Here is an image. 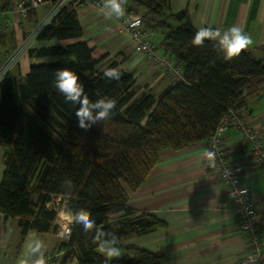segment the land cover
Listing matches in <instances>:
<instances>
[{"label": "trees", "instance_id": "obj_1", "mask_svg": "<svg viewBox=\"0 0 264 264\" xmlns=\"http://www.w3.org/2000/svg\"><path fill=\"white\" fill-rule=\"evenodd\" d=\"M72 1L38 32L39 40L60 43L30 48V57L56 58L33 63L24 77L9 72L0 81V147L5 171L0 183V212L16 217L22 238L30 231H57V211L46 204L63 195L73 216L69 240L55 264H160V251L126 248L122 241L163 228L153 214L135 215L130 193L146 180L167 150L181 151L207 141L231 109L244 108L264 84V60L250 50L226 59L215 41L192 45L197 29L172 12L171 0H125L127 10L144 7V23L166 28L161 48L183 67L185 80L173 81L161 94L139 96L133 73L120 62L94 59L92 46L81 39L84 28ZM2 6L0 4V11ZM170 20L177 22L172 25ZM77 73L90 101H115L111 117L78 127L79 105L65 102L55 88L56 72ZM106 69L119 79L104 76ZM71 181V187L65 181ZM38 199L34 200V196ZM86 211L95 227L84 232L75 216ZM116 239L119 250L132 255L113 261L98 251Z\"/></svg>", "mask_w": 264, "mask_h": 264}, {"label": "crops", "instance_id": "obj_2", "mask_svg": "<svg viewBox=\"0 0 264 264\" xmlns=\"http://www.w3.org/2000/svg\"><path fill=\"white\" fill-rule=\"evenodd\" d=\"M19 2L0 0V67L10 62L9 74L12 77H24L33 63L50 59L30 57V48L60 43L56 39L37 38L40 24L53 8V0H43L39 6L29 7L25 17L19 12ZM171 2L172 12H183V21L197 30L207 27L223 33L239 26L252 39L247 50L252 51L257 59L264 60V0ZM134 9L135 12L146 13L144 7ZM77 12L84 28L81 39L92 46L94 59L104 58L103 63L119 61L121 68L133 73L137 96L145 92L158 96L173 83L169 74L150 64L148 58L136 50L130 33L120 27L115 17L106 16L90 4L80 5ZM170 23L177 25L174 20ZM156 31V52L166 54L161 48L166 28L159 27ZM240 115L264 139V84L257 95L248 99ZM226 149L230 160L243 167L242 177L253 192L258 208V226L264 239V166L253 160L248 142L238 134L235 125L226 132ZM3 157L4 150L0 147V183L5 171ZM33 198L37 200L38 195ZM52 199L46 204L48 208ZM129 205L135 215L147 212L166 224L163 228L122 241L126 248L162 252L160 264H239L246 251V237L239 228L240 218L227 187L209 168L206 141L181 151L161 153L144 183L130 193ZM59 221L57 216L55 223L58 227ZM70 222H74L72 215ZM36 241L42 243L43 254L56 252V248L66 242L55 230H30L22 238L18 218L6 217L0 212V264H28L32 257H39V254L29 255L27 251L29 243ZM121 253L119 258L132 255L127 249ZM60 259L54 261L57 262L55 264H60ZM67 264H77V260ZM261 264H264V259Z\"/></svg>", "mask_w": 264, "mask_h": 264}, {"label": "built area", "instance_id": "obj_3", "mask_svg": "<svg viewBox=\"0 0 264 264\" xmlns=\"http://www.w3.org/2000/svg\"><path fill=\"white\" fill-rule=\"evenodd\" d=\"M75 1L76 3L90 4L102 11L103 0H53V8L47 18L40 24L38 31H41L59 13V11ZM43 0H20L18 8L20 14L25 17L27 10L32 6H39ZM124 15L116 18L122 29L129 32L136 50L145 55L153 66L161 68L169 74L173 81H183L184 70L178 62L167 54L156 52L155 36L157 31L147 27L144 23L143 14L127 10L124 5ZM103 12V11H102ZM10 22V21H8ZM10 62L0 67V81L9 72ZM235 125L238 134L244 138L250 147L253 160L264 166V139L256 128L245 122L240 115V110L229 111L223 118L216 131L206 141L209 152V168L215 172L219 179L227 187L228 194L234 206V210L239 215V228L246 237V251L241 255L239 264H249L248 257L255 256L256 264H261L264 259V239L258 226V208L256 206L251 188L244 182L242 177L243 167L233 163L226 149V132L230 126ZM52 199V198H51ZM66 197L55 195L49 203V208L57 211L60 218L57 235L65 240H69L72 233V222L63 221L62 215L70 218V213L66 204ZM64 251L48 252L43 254L42 260L39 257H32L28 264H50L53 259L60 257Z\"/></svg>", "mask_w": 264, "mask_h": 264}, {"label": "clouds", "instance_id": "obj_4", "mask_svg": "<svg viewBox=\"0 0 264 264\" xmlns=\"http://www.w3.org/2000/svg\"><path fill=\"white\" fill-rule=\"evenodd\" d=\"M125 0H103L102 11L108 17L119 18L124 15ZM205 40L215 41L220 51L225 55L226 59L238 57L241 52L252 44L250 36L244 34L243 29L239 26H233L221 33L219 30H213L207 27L200 28L196 31L192 38V45L202 47ZM104 76L109 79H119L120 72L116 69H106ZM56 90L64 96L65 102H70L73 105H79L75 115L78 118V127L88 130L93 123L108 120L114 112L115 101L112 99L101 98L96 101H90L84 85L72 70L61 69L56 72L55 79ZM211 155V154H209ZM68 187H71V181H65ZM75 221L78 223L84 232H90L94 229L95 224L89 217L86 211H81L76 214ZM116 239L113 238L109 247H100L98 251L105 255L107 260L121 257L122 253L116 247ZM27 251L29 255L39 254L41 260L43 257V245L40 241L34 244L29 243ZM249 264H256V257H248ZM38 264V262H34Z\"/></svg>", "mask_w": 264, "mask_h": 264}, {"label": "rangeland", "instance_id": "obj_5", "mask_svg": "<svg viewBox=\"0 0 264 264\" xmlns=\"http://www.w3.org/2000/svg\"><path fill=\"white\" fill-rule=\"evenodd\" d=\"M155 41L157 42V40L155 39ZM53 59H56L55 57L54 58H50V60H53ZM62 219H63V221H66L67 222V220H70V218L69 217H65V215H62Z\"/></svg>", "mask_w": 264, "mask_h": 264}]
</instances>
